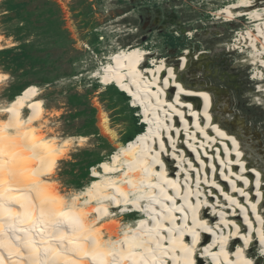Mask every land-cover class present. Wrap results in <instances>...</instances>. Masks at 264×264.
Segmentation results:
<instances>
[{
  "label": "bare ground",
  "instance_id": "obj_1",
  "mask_svg": "<svg viewBox=\"0 0 264 264\" xmlns=\"http://www.w3.org/2000/svg\"><path fill=\"white\" fill-rule=\"evenodd\" d=\"M256 2L236 0L216 14L250 26L231 47L241 66L255 69L264 97V6ZM149 54L118 51L95 71L102 88L129 95L147 127L92 166L93 179L67 197L46 176L85 138L43 134L45 104L34 86L0 103V264H255L247 256L252 242L264 253L259 174L214 121L210 95L178 81L192 53L174 58L176 67L164 59L144 67ZM6 80L0 73V84ZM124 212L142 216L123 224Z\"/></svg>",
  "mask_w": 264,
  "mask_h": 264
},
{
  "label": "rangeland",
  "instance_id": "obj_2",
  "mask_svg": "<svg viewBox=\"0 0 264 264\" xmlns=\"http://www.w3.org/2000/svg\"><path fill=\"white\" fill-rule=\"evenodd\" d=\"M235 1L0 0V73L7 76L0 84V103L34 86L45 104L43 134L85 138L72 142L53 174L46 176L58 194L67 197L81 189L93 179L92 166L144 130L140 132V110L129 95L116 87L102 88L95 74L107 57L134 47L149 51L144 67L160 59L176 67L177 56L198 53L197 60L189 56L178 81L210 95L214 121L235 137L241 161L257 171L264 187V97L252 76L255 69L241 66L239 50L231 47L250 26L244 17L227 20L216 14ZM263 6L264 0H257L256 8ZM103 115L117 141L104 131ZM216 185L227 190L224 184ZM140 216L124 212L121 223ZM237 245L231 242L228 252ZM247 253L255 264H264L258 245L252 242Z\"/></svg>",
  "mask_w": 264,
  "mask_h": 264
},
{
  "label": "trees",
  "instance_id": "obj_3",
  "mask_svg": "<svg viewBox=\"0 0 264 264\" xmlns=\"http://www.w3.org/2000/svg\"><path fill=\"white\" fill-rule=\"evenodd\" d=\"M122 94H123V93H122ZM123 95H124V94H123ZM137 120H138V117H135V118H134V123H135V124H138ZM138 125L140 126V132H141V131L144 129V125H143V124H140V123H139Z\"/></svg>",
  "mask_w": 264,
  "mask_h": 264
}]
</instances>
